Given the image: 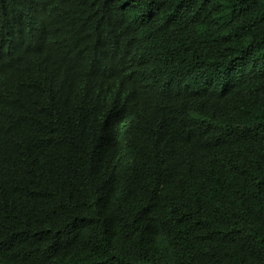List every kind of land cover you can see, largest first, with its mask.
I'll use <instances>...</instances> for the list:
<instances>
[{"label": "trees", "instance_id": "obj_1", "mask_svg": "<svg viewBox=\"0 0 264 264\" xmlns=\"http://www.w3.org/2000/svg\"><path fill=\"white\" fill-rule=\"evenodd\" d=\"M0 264H264V0H0Z\"/></svg>", "mask_w": 264, "mask_h": 264}]
</instances>
